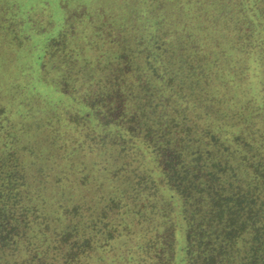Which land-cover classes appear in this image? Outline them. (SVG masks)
<instances>
[{
  "label": "trees",
  "instance_id": "1",
  "mask_svg": "<svg viewBox=\"0 0 264 264\" xmlns=\"http://www.w3.org/2000/svg\"><path fill=\"white\" fill-rule=\"evenodd\" d=\"M0 264H264V0H0Z\"/></svg>",
  "mask_w": 264,
  "mask_h": 264
}]
</instances>
